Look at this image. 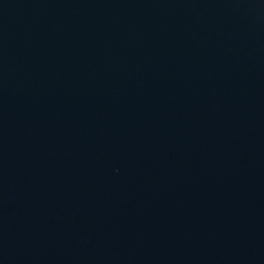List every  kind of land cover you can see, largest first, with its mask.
I'll return each instance as SVG.
<instances>
[{"label": "water", "instance_id": "water-1", "mask_svg": "<svg viewBox=\"0 0 264 264\" xmlns=\"http://www.w3.org/2000/svg\"><path fill=\"white\" fill-rule=\"evenodd\" d=\"M0 264H264V0H0Z\"/></svg>", "mask_w": 264, "mask_h": 264}]
</instances>
